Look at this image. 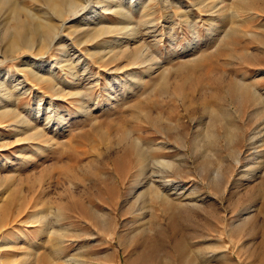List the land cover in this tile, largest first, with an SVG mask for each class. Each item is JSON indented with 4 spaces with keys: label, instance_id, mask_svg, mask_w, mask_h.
<instances>
[{
    "label": "rangeland",
    "instance_id": "1",
    "mask_svg": "<svg viewBox=\"0 0 264 264\" xmlns=\"http://www.w3.org/2000/svg\"><path fill=\"white\" fill-rule=\"evenodd\" d=\"M74 1L106 34L63 57L11 49L50 3L0 0V264H264V0Z\"/></svg>",
    "mask_w": 264,
    "mask_h": 264
},
{
    "label": "bare ground",
    "instance_id": "2",
    "mask_svg": "<svg viewBox=\"0 0 264 264\" xmlns=\"http://www.w3.org/2000/svg\"><path fill=\"white\" fill-rule=\"evenodd\" d=\"M47 3H50V5H52L53 6V10H54V14L53 15H55V17L56 18H51V19H49V22L47 21V22H44V20H42L41 22H39V24L38 25H35V26H33L32 28V30H30L31 32H27L26 31V28L24 29V27H21L20 29H18V31H19V34L20 35H18V33H16V31L14 32L13 30V32H14V34H15V36H16V34L18 35V36H16V38L15 39H17L16 40V43L15 44H13L12 45V50L14 51L15 49L16 50H18V51H28V52H32L33 51V47H34V44L35 43H40L41 44V46H57V50L56 51H58V53H61L62 55H63V57L65 56L64 54H66L67 53V50L64 48V47H62V46H65V45H67V42H68V37L69 36H76V38H77V40H81V39H83V38H85L86 36H91V42H97L98 41V38H100L103 34H106V33H104L105 32V29L103 28V29H100V30H97V32H92V33H88V34H85V35H83V32L81 33L80 31H82V30H79L78 29V26H81L82 24L83 25H85V26H91V23L92 22H94V21H96L97 20V18L99 19L100 17H101V14L99 13V15L97 14V12L99 11V8H98V6H97V8H92L91 7V4H90V2L88 3H86V5H80L78 2H75L74 0H66L67 1V4H65V5H62V2H61V4H55L54 3V0H45ZM63 1V0H62ZM241 2H243V3H245L247 0H240ZM3 2V1H2ZM36 2V1H35ZM42 2V1H41ZM204 2V1H203ZM39 3V2H38ZM54 3V4H53ZM98 3H100V2H98ZM4 4V3H3ZM42 4H43V2H42ZM203 4V3H202ZM8 5V4H7ZM41 5V4H40ZM60 5V7H61V9L60 10H57L56 8L58 7ZM124 5V4H123ZM10 6V5H9ZM51 6V7H52ZM45 7V6H44ZM9 8V7H8ZM13 8H14V6H13ZM203 8V7H202ZM11 10H12V8H10ZM22 9V8H21ZM95 9V10H94ZM52 10V9H51ZM92 10H94V11H92ZM22 10H20V12H21ZM23 12V11H22ZM100 12H101V10H100ZM211 12V11H210ZM17 13H18V11H17ZM209 13V12H208ZM10 15H11V13H9ZM14 14V13H13ZM18 15H20L19 13H18ZM23 17H24V15H23V13L21 14ZM22 16H18V17H21V19H22ZM25 16H26V14H25ZM32 18L34 17L33 15H30ZM52 16V15H51ZM31 18V19H32ZM59 19V21H60V23L61 24H58L57 23V25L56 24H54L55 22L54 21H58V19ZM187 18H188V15H187ZM25 20H27V18L25 19ZM24 20V21H25ZM33 20V19H32ZM36 20V19H35ZM47 20V19H46ZM13 21V20H12ZM58 21V22H59ZM188 21H189V19H188ZM14 22V21H13ZM26 22V21H25ZM52 22H54L53 24H52ZM69 22H71L73 25L72 26H70V27H67V24H69ZM98 24H99V22H97ZM9 24V23H8ZM26 24H27V22H26ZM33 24V23H32ZM31 23H30V26L32 25ZM35 24H36V22H35ZM12 25V24H11ZM22 25H23V22H22ZM58 25H60V26H58ZM93 25V24H92ZM129 25L130 24H126V26H124V27H122L120 30H119V32H117L116 30H109V34H113V35H117V34H119V33H123V35H128V38H129V36L131 37V36H133V38H130L129 40H131V42L132 41H134L135 39H136V37H138V32L137 31H135V30H133V29H135V28H132V29H130L129 28ZM24 26V25H23ZM99 26V25H98ZM20 27V26H19ZM114 27V26H113ZM7 29V28H6ZM10 29V28H9ZM8 29V30H9ZM28 29H29V25H28ZM65 29L66 30H68V33L69 34H67V36H64V34H63V31H65ZM130 30V31H129ZM29 31V30H28ZM11 32V31H10ZM10 32H8L9 33V35H10ZM117 32V33H116ZM13 34V35H14ZM66 34V33H65ZM6 35H8V34H6ZM8 35V36H9ZM7 37V36H6ZM6 41H9V40H6ZM118 40L117 39H115V37H113L111 40H109V41H105L104 43H103V45L100 47V48H97V47H94L93 48V50L92 51H94V50H98V49H101L102 51H104V52H99V53H97L98 55H100V58H99V60H103L104 58H105V52H106V48H107V46H109V45H111V43H113V42H117ZM7 43V42H6ZM107 43V44H106ZM41 46H40V48H41ZM36 47V46H35ZM10 49V48H9ZM39 49V48H38ZM118 50V49H117ZM35 51V50H34ZM91 51V50H90ZM12 52V51H11ZM56 53V52H55ZM16 54V53H15ZM12 55V54H11ZM57 55V54H56ZM61 55V56H62ZM58 56V55H57ZM56 56V57H57ZM144 58V57H143ZM58 59H60L59 57H58ZM57 60V59H56ZM62 61V60H61ZM104 61V60H103ZM58 63V66L57 67H55L58 71L57 72H60V71H62L63 72V74H65V78L66 79H68L67 77H69V68L68 67H65V66H62L59 62H57ZM70 63H72V61L70 62ZM150 63V62H149ZM1 64V63H0ZM56 64V63H55ZM117 64V63H116ZM39 65H40V63H39ZM65 65V64H64ZM67 65H68V63H67ZM71 65H73V64H71ZM69 66V65H68ZM151 68V67H150ZM55 69V70H56ZM79 70V69H78ZM150 70V69H149ZM46 73H42V72H37L36 74L33 72V71H31V72H29V73H27V79L29 80V78H30V76H32L33 78H35V80H34V82L36 83V85L37 84H40V83H43V84H45L47 87H48V90L50 91V92H52V94H54L56 97V99H57V97L61 94V93H63V91L61 90L64 86L62 85L63 84V82L62 83H59V78H56L54 75H56L57 74V72L56 71H53V68L51 69V70H48V71H45ZM44 75H47L48 76V78L49 79H43V76ZM72 75H74V74H72ZM71 75V76H72ZM26 76V75H25ZM75 76V75H74ZM73 76V77H74ZM61 77V76H60ZM134 78V77H133ZM24 79H26V77L24 78ZM55 80L57 81V84H56V86L57 85H59L60 86V88H56L55 86H54V83H56L55 82ZM89 81V80H88ZM4 82V81H3ZM76 85V84H75ZM9 86V85H8ZM18 86H21L20 84L19 85H17V87ZM44 86V85H43ZM14 88L16 87V85L15 86H13ZM42 87V86H41ZM69 88H70V86H69ZM6 88H5V84H3V83H0V93L2 94V92L5 90ZM77 90H78V92H81V90L83 89V87H82V89H78V88H76ZM37 90V89H36ZM65 90V89H64ZM92 90V89H91ZM15 91V90H14ZM45 91V90H44ZM67 94V93H66ZM53 95V96H54ZM87 96V95H86ZM80 97H82V95H79V98ZM88 97V96H87ZM52 98V97H51ZM64 98H65V96H64ZM6 100V99H5ZM8 100H11V99H8ZM13 100V99H12ZM41 100V99H40ZM39 100V101H40ZM89 100V99H88ZM12 105V104H11ZM55 109V108H54ZM83 109H84V107H83ZM49 110V109H48ZM0 120H2L1 119V117L3 118L4 116H7V115H10V114H12V113H10V112H5V110H4V108L2 107V106H0ZM12 111H13V109H12ZM53 111H51V113H52ZM17 116V115H16ZM15 118H17V117H15ZM7 119V118H6ZM18 120V119H17ZM21 121V120H20ZM48 121V120H47ZM3 122V121H2ZM17 124H18V122H17ZM2 125V123L0 122V126ZM137 143V142H136ZM135 143V144H136ZM137 146H138V144H137ZM140 147V146H139ZM138 147V148H139ZM143 149V148H142ZM145 162V161H144ZM155 162V161H154ZM156 163V162H155ZM160 163V164H159ZM159 163H156L157 165L159 164V165H162V166H164V167H166L167 166V163H163V162H159ZM148 167V166H147ZM140 168V167H139ZM163 168V167H162ZM143 169V168H142ZM156 171V170H155ZM151 181V180H150ZM171 181V180H170ZM169 181V182H170ZM153 182V181H152ZM174 182V181H173ZM161 183V182H160ZM162 185V184H161ZM170 184L169 183H167V182H164V184L162 185V186H169ZM154 187V186H153ZM161 188V187H160ZM165 188V187H164ZM168 188V187H167ZM156 189V188H155ZM157 190V189H156ZM165 190V189H164ZM168 190V189H167ZM171 192V191H170ZM161 193V192H160ZM164 193V192H163ZM167 193H169V192H167ZM161 196H163V195H161ZM159 197H160V195H159ZM165 197V196H164ZM164 197H162V198H164ZM158 199V198H157ZM135 215V214H134ZM3 217V216H2ZM41 224V223H40ZM42 234V233H41ZM25 237V236H24ZM2 238H5L4 236H2ZM8 238H9V236H8ZM8 238H6L5 240H3V242H1L0 244H2V245H4L5 244V242L7 241V239ZM51 242V241H50ZM50 244V243H49ZM1 245V246H2ZM31 245H33V244H31ZM33 247V246H32ZM35 247V246H34ZM54 250V249H53ZM29 253V252H28ZM45 257V256H44ZM45 261V260H44ZM50 262V261H49ZM69 262V261H68ZM71 262V261H70ZM69 262V263H70ZM53 264V262H50V264ZM71 264V263H70Z\"/></svg>",
    "mask_w": 264,
    "mask_h": 264
}]
</instances>
